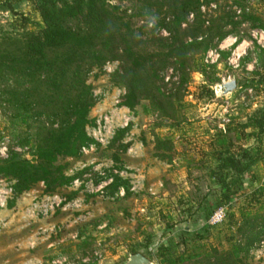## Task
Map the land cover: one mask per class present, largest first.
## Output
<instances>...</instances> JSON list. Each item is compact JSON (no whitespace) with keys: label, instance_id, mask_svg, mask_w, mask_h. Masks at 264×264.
I'll list each match as a JSON object with an SVG mask.
<instances>
[{"label":"rangeland","instance_id":"1","mask_svg":"<svg viewBox=\"0 0 264 264\" xmlns=\"http://www.w3.org/2000/svg\"><path fill=\"white\" fill-rule=\"evenodd\" d=\"M105 1L123 11L124 24L138 39L136 51L145 57L159 55L154 57V64H150L152 69L147 73L155 72V86L166 97L177 92L175 99L180 103L173 100V104L166 105L164 101L163 112H159L150 101L141 100L134 110L120 111L116 101L122 96L118 92L125 93V90L113 82L111 75L118 72L116 80L121 81L119 77L124 68H129V63L120 58L112 62L110 74L104 69L97 72L98 75L91 73L88 82L92 85L94 106L90 118L111 117L112 129L106 135L108 143L81 154L77 160L58 159L56 165L67 163L66 175L88 169L83 171L76 185L46 194L44 185L39 183L19 197L11 196L6 208L0 209V264H51L58 259H65L69 264H80L82 259L89 260L90 264H126L131 250H143L147 241H150V250L168 244L175 252H182L181 237L187 231L189 235L194 232L202 236L196 242L211 253L216 250L221 256L218 257L220 264H241L236 259L231 260L227 253L230 245L243 246L259 232L264 218V195L253 198V192L262 183L264 163L252 168L253 175H243L241 185L232 188L225 200L226 190L208 177L209 169L216 166L210 157L209 143L216 131L224 129L228 123L232 127L245 123L248 115L264 106V95L246 88L252 79L251 72L259 69L264 60L260 52L264 50V0H237L244 10L233 4L234 0L202 4V39L207 38L211 27H223L229 34L218 43L213 38L211 43L216 46L209 48L204 56L205 64L215 66L213 71L208 69L206 76L191 72L182 85L172 65L174 60L165 57L168 50L159 41L169 35L162 29H154L157 17L163 16L169 3L164 0ZM10 5L13 12L0 8V35L20 31L17 21L21 17L31 22L25 25L27 29L35 30L32 24L41 23L30 0H11ZM160 5H164L163 8L159 9ZM242 14L253 15L258 19L256 25L263 27L253 26ZM193 19V15L187 18L189 23ZM224 23L227 25L223 26ZM181 28L189 31L187 23ZM257 32H262V37ZM183 40L190 42L187 36ZM109 52L119 54L121 47H111ZM222 53L229 54L222 56ZM208 77L215 81L209 83ZM232 79L236 81L235 91L220 95L217 85ZM21 83L18 77L0 79V150L4 146L7 157L16 153L30 160L40 125L30 120L27 124L20 123L16 107L8 96L9 90L24 87ZM148 88L152 86L144 87L141 94H148ZM163 113L172 116V120H166ZM122 115L129 119L128 126L124 135L110 145L119 130L118 119ZM173 121H179V125L169 127ZM157 139L164 141L159 151L156 150ZM238 144L252 146L254 142L242 138ZM158 153L164 158L160 159ZM106 170L125 182L115 196H110L105 188L101 192H90L99 185L94 183L95 173L106 176ZM6 184L12 186L8 180ZM55 195L64 201L63 210L60 208L42 218L38 207ZM202 200L203 209L218 205L226 212L219 224L206 223L205 231L201 230L203 210L195 214ZM9 201H12L11 206ZM252 224L255 227L248 230ZM85 237L87 245L78 249ZM150 258L151 264H158L153 250ZM245 263L264 264V236L255 242Z\"/></svg>","mask_w":264,"mask_h":264},{"label":"trees","instance_id":"2","mask_svg":"<svg viewBox=\"0 0 264 264\" xmlns=\"http://www.w3.org/2000/svg\"><path fill=\"white\" fill-rule=\"evenodd\" d=\"M10 1L0 0V8L13 12ZM30 1L41 19V23L32 24L35 30L27 29L25 25L31 22L28 18L21 17L17 21L20 31L17 29V32H4L0 35V79L4 76L18 77L24 86L8 91L9 100L16 107L17 118L22 124H27L30 120L40 125L37 130V143L31 147L30 160L16 153L0 159V178L12 183L13 197L21 196L39 183L44 185L46 194H53L62 187L70 186L73 180H79L83 171H88L85 169L74 175H66L67 163H56L60 158L77 160L81 156L82 147L95 144L88 135V130L94 127L95 122L90 118L94 101L88 77L91 73H101L106 63L115 60L118 62L120 58L129 63V68H124L123 75L119 77L121 81L116 80L118 72L114 71L111 75L113 82L125 90L120 106L129 111L134 110L141 100L150 101L159 112H163L164 101L166 105L169 102L173 104V100L180 103L175 99L177 92L166 97L155 86L157 76L155 72L147 73V70L152 69L150 64H154V57L159 55L145 57L136 51L138 39L130 27L124 24L121 16L123 11L118 6H109L105 0ZM212 1L216 0H164L169 3L167 10L163 11L161 18L157 17L154 29H162L169 35L159 41L168 50L165 57L174 60L172 65L179 73V85L187 82L191 72L206 76L208 69L213 71L215 66L205 64L204 56L209 48L216 46L211 43L213 38L218 43L229 34L223 31V27H211L208 28L207 38L202 39L204 21L201 19L200 7L202 4L208 6ZM233 4L245 9L237 0ZM163 6L160 5L159 9ZM190 15L194 18L191 23L187 20ZM242 16L244 20L253 23V26L263 27L261 24L256 25L258 19L253 15ZM184 23L188 24L189 31L182 30ZM226 25L224 23L223 26ZM184 36L190 42H185ZM199 38L201 39L198 40ZM111 47H121V53H110ZM260 52L264 54V50ZM251 76L246 88L264 95V60H261L259 69L251 72ZM208 79L209 83L215 81L211 77ZM147 85L152 88H148V94L142 95V90ZM163 114L166 120H172V116ZM41 117H44L43 121ZM173 123L169 127L179 125V121ZM246 130L249 132L245 133ZM125 131L117 130L110 145L118 141ZM242 138L245 141L253 140L254 145L238 144ZM156 142V150L159 151L164 141L157 139ZM209 149L211 160L216 166L209 169L208 177L226 190L227 194H223L225 200H228L231 189H237L241 185L243 175H253L252 168H256L258 163H264V106L248 115L245 123L235 127L228 123L224 129L216 131L209 143ZM158 154L160 159L164 158V155ZM106 172L105 177H99L96 172L94 183L97 185L104 178L111 179L105 190L110 196H115L125 182L118 175L108 173V170ZM262 195L264 177L259 188L254 190L253 198ZM258 201L257 199L256 203ZM203 202L202 200L198 203L195 214L203 210L201 223L204 224L201 225V230L205 231L206 223L218 205L203 209ZM11 205L12 201H9V206ZM247 216L250 217V213ZM253 226L255 227L254 224L250 225L248 230ZM184 234L181 237V246H184L182 252H175L168 244L150 250V241H147L143 250H131V254L141 253L151 262L150 255L153 250L158 264H220L218 257L221 256L216 250L211 253L196 242L202 236L198 233L189 235L188 231ZM263 236L264 218L258 234L243 246L236 243L230 245L227 255L231 260L236 259L241 264H246L253 245ZM87 239L85 237L80 242L78 249L87 245Z\"/></svg>","mask_w":264,"mask_h":264},{"label":"built area","instance_id":"3","mask_svg":"<svg viewBox=\"0 0 264 264\" xmlns=\"http://www.w3.org/2000/svg\"><path fill=\"white\" fill-rule=\"evenodd\" d=\"M257 32L256 34H258ZM259 37H262L263 33H259ZM260 45L263 46V43L259 41ZM218 55H216V58ZM114 63H106L104 66V71L106 70L107 74H110L112 72ZM116 67V63H115ZM121 94V95H120ZM125 93L124 92H118L119 96H123ZM118 96V98H120ZM121 103V98L116 101V104L120 106ZM127 108L120 106V111L125 110ZM123 113V112H122ZM128 120L126 118V115H122L120 119H118V125L119 129H125L128 126ZM112 122L113 120L111 117L108 118V116L100 117L95 120L94 127L91 129V131L88 132L89 137H91L94 141L95 144H90L87 147H82L80 152L81 154H87L89 152H93L95 147L97 145L101 146L104 145L105 143H108L106 140V135L110 134V130L112 129ZM112 139V137L110 138ZM2 144V143H1ZM7 158L6 155V148L3 146L2 149L0 150V159H5ZM98 173V172H97ZM100 173H98L99 175ZM101 175V174H100ZM102 177H105V175H101ZM79 182L78 179H75L72 181L71 185L74 184L76 185ZM111 183V179H103L101 180L97 185L98 187L95 190H90V192H101L102 189H104L107 185ZM13 195V189L10 184H6V180L3 178H0V209L6 208L7 201L11 198ZM63 200L59 198L58 196H53L46 203H43L40 207H38V215L41 216L42 218L48 217L50 214L54 213L58 209L63 210ZM225 209L224 208H218L216 211H214L211 216L209 217L207 224L214 226L219 224L220 222L223 221L225 217ZM97 256V255H96ZM90 261L87 259H82L80 264H90ZM51 264H69L65 259H62L61 261L58 260H53L51 261Z\"/></svg>","mask_w":264,"mask_h":264},{"label":"water","instance_id":"4","mask_svg":"<svg viewBox=\"0 0 264 264\" xmlns=\"http://www.w3.org/2000/svg\"><path fill=\"white\" fill-rule=\"evenodd\" d=\"M236 87V81L232 79L217 85L216 89L220 95L224 96L234 92ZM126 264H151V262L141 253H136L128 257Z\"/></svg>","mask_w":264,"mask_h":264}]
</instances>
